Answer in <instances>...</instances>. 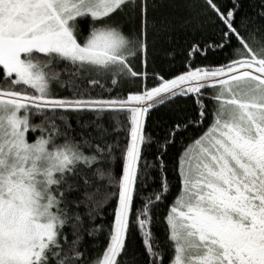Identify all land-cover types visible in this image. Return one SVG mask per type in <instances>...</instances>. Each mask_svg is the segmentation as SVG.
Returning a JSON list of instances; mask_svg holds the SVG:
<instances>
[{
	"label": "snow or ice",
	"instance_id": "6c2138e0",
	"mask_svg": "<svg viewBox=\"0 0 264 264\" xmlns=\"http://www.w3.org/2000/svg\"><path fill=\"white\" fill-rule=\"evenodd\" d=\"M0 264H264V0H0Z\"/></svg>",
	"mask_w": 264,
	"mask_h": 264
},
{
	"label": "trees",
	"instance_id": "16d2710c",
	"mask_svg": "<svg viewBox=\"0 0 264 264\" xmlns=\"http://www.w3.org/2000/svg\"><path fill=\"white\" fill-rule=\"evenodd\" d=\"M170 117V113L167 109H162L158 113H154L152 117V121L150 122L153 125V128L156 124L160 123L161 121L168 120Z\"/></svg>",
	"mask_w": 264,
	"mask_h": 264
}]
</instances>
